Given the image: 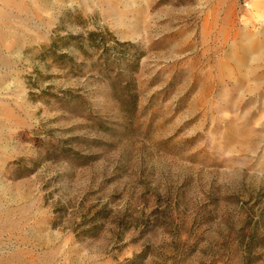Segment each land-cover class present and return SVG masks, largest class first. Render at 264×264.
Here are the masks:
<instances>
[{"label":"rangeland","instance_id":"obj_1","mask_svg":"<svg viewBox=\"0 0 264 264\" xmlns=\"http://www.w3.org/2000/svg\"><path fill=\"white\" fill-rule=\"evenodd\" d=\"M0 264H264V0H0Z\"/></svg>","mask_w":264,"mask_h":264},{"label":"bare ground","instance_id":"obj_2","mask_svg":"<svg viewBox=\"0 0 264 264\" xmlns=\"http://www.w3.org/2000/svg\"><path fill=\"white\" fill-rule=\"evenodd\" d=\"M43 6H48L50 3L54 2V0H41ZM58 1H71L78 2V4H86L87 2H91L92 0H58ZM100 4L104 3V0H96Z\"/></svg>","mask_w":264,"mask_h":264}]
</instances>
